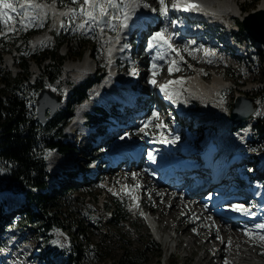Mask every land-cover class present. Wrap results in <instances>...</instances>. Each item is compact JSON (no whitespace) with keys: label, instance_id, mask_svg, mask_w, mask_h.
<instances>
[{"label":"rangeland","instance_id":"374dc122","mask_svg":"<svg viewBox=\"0 0 264 264\" xmlns=\"http://www.w3.org/2000/svg\"><path fill=\"white\" fill-rule=\"evenodd\" d=\"M156 1V0H154ZM170 1V0H169ZM238 6L242 7L245 6V10H253L256 8L261 0H237ZM83 0H77V4L82 3ZM18 5V3H16ZM64 13H67L69 11V7L63 8ZM235 14V13H234ZM18 21L20 19H17ZM85 20L84 17L80 16L79 13L76 14H68L66 16H63L62 18L56 17L53 18L49 14L46 16V24L44 28L50 27L49 33L46 35L47 37L45 39H42L44 41H48V39H51L52 37V31L63 29L64 33L69 38V43L62 44L60 48L58 49L59 55L63 57L62 64H61V70L63 74V81L64 83L61 84L60 89L64 90V92H70V88L73 85H77L86 78V72L79 73L78 75H72L68 70L65 69L64 65L65 63L77 59H71L70 56L74 55L80 50V46L82 44V41H86V45H90L91 49L88 48L82 53V55L79 57L81 59L82 57H86L88 62L91 63V57L90 53L94 56V59L96 60L97 64L99 65V73L102 75L101 79L105 77L106 74V68L107 65L105 64V46H103L98 41L99 34L97 33V30H93L94 27L97 26V22L90 21L88 22L87 27L81 26V21ZM63 21V23H61ZM106 22V21H105ZM9 24H15V26L19 27V30H24L28 26H22L20 23L16 22L14 19L12 21H9ZM43 25V24H42ZM41 24L34 23L33 27L35 28H41ZM10 26V25H9ZM114 28V26H113ZM49 29V28H48ZM4 33H6V30L3 29ZM80 31L82 33V38H79L78 43H76L75 40L70 41L71 37H73L74 31ZM91 30V31H90ZM90 31V32H89ZM89 32V33H88ZM17 34V33H15ZM115 37V36H114ZM114 37L110 38V42H112ZM0 39L3 41H8L11 43L12 39L10 38V35H0ZM16 41H12V45L15 44ZM110 42H106L108 44L107 47L110 46ZM35 42L30 43V47L35 46L34 44H39ZM17 44V43H16ZM41 44V43H40ZM114 44V43H113ZM112 44V45H113ZM102 46V47H101ZM23 45L17 46V49H5L4 43L0 44V54L2 55V63L1 66L5 67L10 70L12 75H19V64L21 60V53L19 52L20 49H23ZM107 50V48H106ZM90 51V53H89ZM89 53V54H87ZM88 55V56H87ZM10 56L13 60V63H10V59L7 57ZM187 59L185 62H181L178 66L175 72H172L171 74H177L180 77H184V80H187L188 76L193 75V72L199 73V68L197 67V52L196 53H188L186 54ZM8 59V60H7ZM45 62L48 61V58L44 60ZM250 62V65L248 66L247 62L244 64V69L242 72H240V80H243L240 84H238V88L236 91L239 93H245L249 96H255L257 94L256 88L261 84V81L259 79L261 78L262 74L259 72L261 66L258 68L253 69V65L256 64L255 61H248ZM88 66V65H87ZM231 67H234L231 65ZM226 68V67H225ZM225 68H220L218 65L213 66H205V70L210 72L211 74L215 71L216 74H223L225 78H229L230 73L223 71ZM29 75H31V78L36 77L39 75L41 71V66L37 65L33 61H30L29 63ZM203 69V71H204ZM262 69H264V62L262 65ZM123 71V70H122ZM98 73V74H99ZM208 79L212 77V75H207ZM260 82V84H259ZM235 84V83H234ZM57 85V82H54V86ZM52 90H56L52 85L49 86ZM57 87V86H56ZM95 85H92L88 89V93H92V100H85L87 101V112L90 108H92L93 104L95 102H101L102 100L99 99V93H97V90H91ZM230 91V93L228 92ZM94 91V92H92ZM141 91V89L139 90ZM150 92L149 99H153V89L149 88L148 90ZM234 92V85L230 86L229 88H225L218 93L220 95H226L228 94V97H230V94H233ZM98 94V95H97ZM196 102L197 99L195 96H191ZM217 97V96H216ZM145 96H140V100H144ZM222 99V98H221ZM121 100V99H117ZM123 102L124 107L120 104L118 105L116 103L115 108L119 107L118 109L121 111V115L119 116V120H115L114 126L110 127L108 125L99 124L97 126H93L90 124V126L87 128H84V125H82L83 117L78 116L77 120L78 123L73 126V131H68V127L71 125V121L69 119L67 126L65 127L68 133V139L72 137L73 141H75L74 147L76 149L75 156L77 159L72 161L71 158L65 157L63 155H58L57 157H61L62 160L65 161V164L63 166L53 167L50 168V166L47 163V170L49 172V177L47 179V185L56 187V183L58 180V176H62L64 179L62 183L67 185V188L69 187V191L60 198V206L61 211L65 213V219L64 222L66 225H68V228L70 227L69 231H73L75 229V225L80 222L81 227L83 228V225H87V234L91 239L100 241V244L104 246L103 249H100L98 251H87V248L84 246V241L80 240L78 238L76 242L78 244H81V248L85 250V257L83 258V262L85 264H109L110 261H114L115 258L119 256V254L124 251V249H129L131 251H135L136 249L145 248L144 256L147 259L148 262L154 263L157 259H161L163 264H167V254L170 250H172L175 247L176 240H172L170 243V246L165 248V244L163 242V238H160L159 241H156L153 239L152 235L150 234V231L148 227L146 226L143 218L135 212V210L131 206L130 197L127 195L125 190V184L123 183V179L120 182H115L114 175L111 173H116L114 169L123 170L122 165H119L117 163L115 166H111L109 162L106 160L107 157H105L106 151L110 148V145L106 147L105 139L107 136H113L117 134V132L121 131L122 128H124L126 131H128V135L132 138H141L143 135V131H139V129L142 127V121H144V116H141L143 114V108L146 106V101L141 103L144 105V107H141L140 109H137L134 114H126L125 111L129 112L127 110L128 107V101L121 100ZM106 104H110V100H105ZM155 102L151 101L149 105H153ZM127 104V106H126ZM76 104L74 107V110L76 108ZM118 105V106H117ZM197 105V103H196ZM65 103L63 102L59 107H64ZM263 110V107L260 108ZM73 110V113H74ZM84 112V113H85ZM157 113V111H155ZM83 113V114H84ZM254 113V112H253ZM151 117L153 121H157L158 123L162 120L163 122V131L170 136L177 140L176 137H179V140L181 138H184V140L188 139L187 135L188 130H185L181 123L176 124V121L173 119L166 120V112L164 110L160 111L159 114L157 113L156 116H153V114L148 115L147 118ZM185 120V118H183ZM118 126H120V129H118ZM193 126L192 124L190 127ZM122 127V128H121ZM156 127V126H155ZM187 128V129H190ZM83 130L82 133H80ZM192 130L195 134L194 141L201 140L202 135L197 134L199 131V128L197 126H193ZM158 129L156 127V130L152 132H157ZM72 133V134H70ZM251 152V148L249 147V153ZM57 153V152H56ZM56 155V154H55ZM93 157H99L98 161L99 164H97V176H95V186L94 189L91 190V192H97L100 193L99 196H97V199H92L90 195L86 196V193L84 192V189L80 187V184L84 180V176H90L89 170H90V162ZM48 162V160H47ZM115 164V163H114ZM113 164V165H114ZM245 170H249L252 172V174H256L257 171H255V168L251 164V161H246L245 164H243ZM56 171V175L54 174ZM88 173H87V172ZM129 174L132 175V169L129 168L127 170ZM58 173V174H57ZM108 174L111 175L110 181H108V185H106V182H104V177L106 178ZM58 175V176H57ZM124 178V176H122ZM148 178L145 177L144 180ZM148 184L141 185V187L149 194L148 189L150 190H162L160 186H157L155 183L151 182V180H148ZM139 183V180H138ZM112 184V185H111ZM59 187V186H58ZM167 190V189H166ZM116 195L117 197H124L126 200L127 208L130 212L129 218L126 220V222L119 224L117 226H111L106 227L105 223V217L106 213L102 209L101 202L103 200V197ZM1 198L4 201L3 206L4 209H6L10 214H13L16 211V205L18 202L22 199V196L12 193V192H2ZM192 200L193 203H199L198 199L192 198V197H183L181 196L180 201L183 199ZM169 201H166V204H168ZM161 206H158V209L154 210L153 215L158 216L159 210ZM178 213L182 214L185 212V209L179 207ZM164 215L161 216V221L159 224L165 226V229L163 227L164 232H168L171 234L172 229L169 227L176 225V219L172 218L171 214L169 213V210L164 209ZM60 217L62 215L60 214ZM74 217V219H73ZM197 217V215H194L190 217V219L185 220L180 226L182 227L181 230L176 229V237L178 236L179 241L181 240V245L186 246L185 248L175 247V257L179 261L178 264H206L208 261H203L208 255L204 257V259H199L198 257L203 254V248L201 245H198L199 242L204 238L203 236H198V241L195 239L194 232L196 231L197 227L192 226L191 231H185L184 228L187 226L188 222L194 220ZM70 218V219H69ZM219 223V222H218ZM204 227H207V223H201ZM214 224L216 226V229L219 227V224L214 221ZM236 227L235 225H230L226 222H224V227ZM237 228V227H236ZM195 229V231H193ZM238 229V228H237ZM54 241L59 244L61 247L66 245L67 243V234L65 231L57 230L54 233ZM2 240L0 244V264H41L38 260L41 254V249L45 247V243L40 240L39 235L35 232L33 228L30 227H24V226H15V225H8L4 234L1 235ZM175 238V237H174ZM231 238V236H230ZM221 239V236L219 237ZM218 239V240H219ZM147 241H152V243H149ZM217 243L215 240L211 241L209 245H211L213 248H216ZM234 250L232 251V246L229 245H223L222 248L226 251H232L233 254H230V259L233 261L241 262V264H264V255L257 256L254 251L256 249L255 246L251 242H248L247 239L244 238L243 243L237 242L233 244ZM264 248V247H261ZM185 257V258H184ZM63 259V258H61ZM185 259V261H184ZM224 259V257H223ZM59 261V260H58ZM216 262L213 261V264H224V262H219V259L216 257ZM225 261V259H224ZM210 263V262H209ZM208 263V264H209ZM226 264V262H225Z\"/></svg>","mask_w":264,"mask_h":264},{"label":"trees","instance_id":"16d2710c","mask_svg":"<svg viewBox=\"0 0 264 264\" xmlns=\"http://www.w3.org/2000/svg\"><path fill=\"white\" fill-rule=\"evenodd\" d=\"M237 22L241 26L240 22ZM33 31L34 29H28L21 34L24 49H20L22 56L19 75H12L9 69L1 66L0 54V169H3L0 171V241L8 225L26 226L29 223L43 237L44 242H50L51 252H63L66 257L63 263H53L46 257L48 252L44 251L41 253V260L45 258L48 264H85L82 261L86 256L85 250L76 242L78 238L84 241V246L89 252L98 251L104 246L100 244L99 239L93 240L88 236L86 224L82 228L78 222L75 229L69 231L70 227L68 228L64 222L66 215L61 211L59 204L60 198L67 193L69 187L62 183L64 178L58 175L59 188L48 186L49 173L45 163L49 153L54 149L76 159V149L65 140L63 126L72 114L75 104L82 100L87 88L98 80L99 74L73 85L65 107L58 108L52 115H48L46 111L45 119L40 121L35 114L34 99L44 86L52 85L57 91H62L59 86L64 83L61 70L63 57L59 55L58 49L62 44L69 43V38L62 29H59L53 32L52 41L30 48ZM79 38H82L79 33H73L70 41L75 40L78 43ZM3 43L7 50L13 47L8 41ZM87 48L91 49L83 40L80 50L70 58H79ZM46 58L47 62L44 61ZM30 61L42 68L34 79H30L29 75ZM227 72L230 73L229 70ZM260 73L262 76L259 80L262 84L256 88L257 107L249 140L253 153L264 149V111H259L260 106L264 104V71L261 70ZM232 77L237 82L235 74ZM54 82H57V87L54 86ZM256 96L253 98L256 99ZM116 112V109L106 108L104 103L95 102L85 117L89 124H110L114 122L113 116ZM238 125L239 123H236L233 127ZM90 181L81 187L92 199H97L100 193L91 192L90 189H93L95 182ZM2 191L22 196L16 213L9 214L4 210ZM102 204L108 215L105 219L106 227L117 226L128 219L129 212L122 200L115 195L104 197ZM57 230L65 231L67 234V243L63 247L54 241L53 233ZM147 242L153 244L152 241ZM144 251L145 248L135 251L124 249L109 264H163L161 259L154 263L148 262ZM168 264H177V261L170 257Z\"/></svg>","mask_w":264,"mask_h":264},{"label":"bare ground","instance_id":"6f19581e","mask_svg":"<svg viewBox=\"0 0 264 264\" xmlns=\"http://www.w3.org/2000/svg\"><path fill=\"white\" fill-rule=\"evenodd\" d=\"M126 1H128V3L130 5H132L130 7H131V10L133 13L131 18L128 17V20L129 19L135 20L138 16H139V18L143 16L144 17L143 23L144 24L150 23V21L152 19L148 18V16L143 13V12L147 11L146 7L141 6L140 2L137 3V0H126ZM202 1H204L208 5H212L214 7L213 10L217 16L222 15V14H224V15H226V14L237 15L238 14L239 6L237 4L238 3L237 0H202ZM37 3H44V4L48 5V8L50 6V4L45 0L38 1ZM257 8H264V0L260 1ZM111 11L113 12L115 10L109 9V12H111ZM98 26L103 27V29H105L107 27V21L103 22V23H98ZM113 26H114V28H113ZM125 26L126 25L122 24L120 20H112L111 29L113 28V29H116L117 31L123 29L126 33V27ZM43 36H44V33H41L35 37V40L41 39ZM101 36L104 38L105 42H108V41L110 42V38L112 37V36L106 35L105 33H102V34H99V41H100ZM121 37L124 38V35L117 34L114 37L115 39H113L112 42H110V46L107 47V50H105V53L107 54V57H109L110 60L116 55L115 54L116 43H119V40ZM179 37H181V36H179ZM158 49H160V48H158ZM7 58L10 59L11 57L8 56ZM90 64L91 63L88 62L86 57H82L81 59H77V60H73V61L68 60L65 63L64 67L72 75H78L79 73H82L83 70L85 72L86 69H88V66ZM135 72H136V70H135ZM132 75H133V72H132ZM146 84H147V82L145 83V85ZM104 87L105 86L102 85V87H98L97 89L101 90V88H104ZM224 87H226V80L221 78L219 75H216L212 79V83L210 85L200 86L197 83V72H194L192 75L191 82H190L189 87H188V91L195 93L196 98H200L197 95V91H199L200 88H202L207 94H211V93H213L214 90L219 91V90H221V88H224ZM95 88L96 87H93L91 90H94ZM123 89H124V87H123ZM123 89H121V91ZM92 92H94V91H92ZM143 92L144 91L142 90L141 93H143ZM141 93L136 96L137 98H132V100H134V101H130V102H128V104L129 105L132 104L133 106H137L136 104H138V103L135 102V99H137L138 101H141L140 96H144ZM115 97H116L115 95H114V98L111 97V100H113L114 102L116 101ZM146 98H147V96H145L144 100ZM128 99H131V95L128 97ZM79 104L80 105H77L75 110H74V114L76 117H78L84 110L87 109V107H85V104L87 105L88 103L87 102H81ZM126 106H127V104H126ZM130 107H132V106L130 105ZM248 123H249V121L242 122V125L239 127L240 129L238 131H236V133H234L230 137L231 143H232V141L237 142V141H241L244 139ZM226 124H227V121H224L223 123H219L220 126H226ZM213 133L214 134L212 135V137L216 141H218L221 136L215 132H213ZM129 140L130 139L127 136H125L124 134H121V135H119V137H117L115 139V142L113 144L115 145V148H116L117 144H119V143L123 144V143L129 142ZM219 143H221V142H219ZM55 154L56 153H53L48 158V165L50 166V168L63 166L65 164V161L62 160L61 157L56 158ZM108 154L109 153H106L105 157H109ZM187 157L189 158V156H187ZM111 164H112V166L116 165V163L114 164V162H112ZM114 170L116 173L113 172V173H111V175L115 174L114 175L115 182L116 181L120 182L122 179H123L122 180L123 182L127 181L130 183H134L136 181V178H137L136 173L137 172H135V174L131 175L125 169L118 170V171H117V169H114ZM209 171H211V168L209 169ZM185 172L186 171L184 170L183 173H185ZM194 172L197 173V169L194 170ZM111 175L108 174V176L106 178L104 177V182L108 183V181H110ZM122 176H124V178ZM204 176L205 175H203V177H201L199 179H204ZM184 179L189 184V188L192 186V184L195 181V179H189V180H187L188 178H184ZM144 181L146 182L145 185H147L149 182L147 179H145ZM148 191H149V194L147 192H145V190L141 186L137 187V193L140 196L141 206L144 209H148V210L153 211V212H154V210L158 209V206H161V208L159 210L160 212L158 214L160 220L158 219V221H161V216H165L164 215L165 214L164 209L169 210V213L171 214L172 218L176 219V225L174 227L172 226L176 232H177L176 229L180 228L179 230H181L182 227L180 225L185 220L190 219V217H192L194 215H199L194 220L188 222L187 226L184 228L185 231H191V227L194 225L197 227L196 231L194 232L195 239L198 241V236L204 237L201 240V242H199V244H198V245L202 246L203 252H204L203 254H201L198 257L199 259L203 260L204 257L206 256V254H210V256L208 255V257H206L203 261H205V260L208 261L206 264H208L209 262H210L209 264H213V261L216 262L215 259L217 256V252H216L217 247L213 248L211 245H209V243L211 241L215 240L216 242H218L217 243V246H219L218 250L220 251V254L222 255V260H223L224 264H225V262H226V264H241V262L233 261L229 257L230 254H233L232 251H235L233 244L237 243V242L243 243V241H244V237H243L244 235L239 229H237L236 227H232V226L229 228L224 227V220H221V219H219L220 224L218 223L219 227L216 229V226L213 224V221L211 219V215L209 214L207 209H204V203H202L199 199H198L199 203L196 202L192 206V204H191V203H193L192 200H187V199L182 198L183 200L180 201L179 198H181V197L175 191H171L168 189L166 190L165 188H163L162 190H150V189H148ZM190 192L195 194L196 191L192 190ZM203 192H204V190H203ZM192 198H195V197H192ZM166 201H169L168 204H166ZM179 207L185 209V212L182 214H179L178 213ZM203 221L204 222H210V224H211L210 229L203 227V225L201 224ZM228 223H230V222H228ZM164 225H166V224H163V226ZM230 225H232V224H230ZM220 236H221V239L218 240L217 237H220ZM230 236H231V238H230ZM260 236L261 235L253 236L251 238H246V239L248 240V242H251L253 244V246L256 247V249L254 251L256 254L264 255V248H261V247H264V240H261ZM176 241L179 242V244L181 245V240L179 241L178 236L176 237ZM226 244L229 246H232V248H231L232 251H226L225 249L222 248V246L226 245ZM184 247H186V246H184ZM223 257H224L225 261H224ZM184 261H185V259H184Z\"/></svg>","mask_w":264,"mask_h":264},{"label":"snow or ice","instance_id":"6c2138e0","mask_svg":"<svg viewBox=\"0 0 264 264\" xmlns=\"http://www.w3.org/2000/svg\"><path fill=\"white\" fill-rule=\"evenodd\" d=\"M140 0H137V3H139ZM61 3H64V0H61ZM72 4L74 5L71 9H69V14H76L79 13L80 16L87 18L86 20L81 21L82 27L88 26V21H94L97 23H103L105 20L107 21V26L112 27V20H120L122 24L128 23V17H129V3H124L122 0H83V3L77 4V0H72ZM159 11L161 14H165L167 12V3L166 0H159ZM146 0H145V7H148ZM173 7H185V8H195L199 5L196 3V0H187L184 4L174 3L172 5ZM65 7L67 5L65 4ZM109 9H113L111 15L109 14ZM154 11L156 9H153ZM116 11H119L120 15L116 14ZM15 14L16 16L20 17L19 23L21 25H27V26H33V21L36 19H40L43 17H46L48 14V5L44 3H37L36 0H21V3L17 5L14 3V0H0V24L8 25L9 21H12L14 19L12 14ZM63 23V21H61ZM6 31H12L15 32V27L10 26L5 29ZM167 33L166 27H161L157 32L152 33V36L148 40V47H152L154 43L161 44L162 47L165 45L167 48L171 51L175 49V51L179 52V49L176 48L174 44L171 43ZM5 33L3 31H0V35H4ZM186 51L188 49H185ZM208 51V50H205ZM183 59V57H181ZM176 65V60H172V64L169 66V72H172L176 69L174 66ZM154 67H158L155 66ZM133 74L135 73V69H132ZM184 77H180L179 80H184ZM152 83H155V80L151 81ZM168 83H171L169 81ZM160 88L162 91H166V84H161ZM168 98H171L169 96ZM157 113L153 111V116H156ZM151 119V117H149ZM125 136L128 135V133H124ZM176 139H179V137H176ZM149 158L152 157V153L149 152ZM3 169H0L2 171ZM225 207H231L240 211H247V209L240 204L232 203V204H226ZM257 227L264 228V224L257 225ZM195 231V229H193ZM247 231V230H245ZM250 236L253 235V233H248ZM219 239V237H217ZM261 240H264V235L260 236Z\"/></svg>","mask_w":264,"mask_h":264},{"label":"water","instance_id":"95a60500","mask_svg":"<svg viewBox=\"0 0 264 264\" xmlns=\"http://www.w3.org/2000/svg\"><path fill=\"white\" fill-rule=\"evenodd\" d=\"M241 24L252 38L264 44V8L245 14ZM62 97L63 93H56L46 87L41 88L34 99L36 117L43 121L46 117V109L50 115L53 114L60 105ZM255 107L256 104L251 96L238 95L231 104L229 118L233 122L244 121L250 117Z\"/></svg>","mask_w":264,"mask_h":264}]
</instances>
